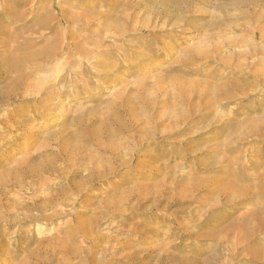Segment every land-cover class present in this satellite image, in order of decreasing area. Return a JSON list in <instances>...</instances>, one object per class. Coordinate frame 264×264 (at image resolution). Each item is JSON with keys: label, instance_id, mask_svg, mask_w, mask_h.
<instances>
[{"label": "rangeland", "instance_id": "1", "mask_svg": "<svg viewBox=\"0 0 264 264\" xmlns=\"http://www.w3.org/2000/svg\"><path fill=\"white\" fill-rule=\"evenodd\" d=\"M0 264H264V0H0Z\"/></svg>", "mask_w": 264, "mask_h": 264}]
</instances>
